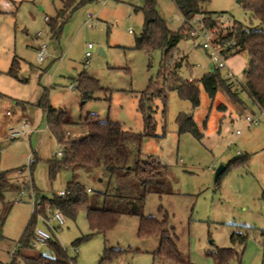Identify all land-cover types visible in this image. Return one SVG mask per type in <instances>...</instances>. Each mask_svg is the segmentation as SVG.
Listing matches in <instances>:
<instances>
[{"label": "rangeland", "instance_id": "1", "mask_svg": "<svg viewBox=\"0 0 264 264\" xmlns=\"http://www.w3.org/2000/svg\"><path fill=\"white\" fill-rule=\"evenodd\" d=\"M67 1L0 0V178L4 175L0 182V264H9L13 253L21 250L20 239L33 217L35 200L65 191L75 178L67 169L51 176L50 161L61 159L57 153L62 146L51 134L48 115L40 106L45 95L54 108L67 111L75 124L98 115L102 122L145 135L142 158L153 156L167 166L169 174L166 193L149 195L141 215L122 216L108 233L92 232L84 208L75 220L65 217L61 227L52 223L53 238L76 258V264H172L156 263L161 247L158 238L139 237L143 216L167 221L184 258L193 264H216L213 252L233 247L240 256L229 264H264V112L242 86L249 55L228 58L234 75L228 68L220 69L223 77L233 76L238 102L221 90L212 99L199 84L200 105L194 107L166 86L163 96L145 102L148 113L154 111L156 126L149 134L141 98L158 82L163 53L137 47L145 28L146 0H73L60 36L53 37L46 17L55 20ZM155 3L168 27L179 31L184 16L174 0ZM201 10L221 16L215 31L226 32L235 22L259 25L238 0H210ZM39 32L42 37H37ZM201 43L191 38L177 46L175 61L187 57L183 80L199 82L218 68ZM42 44H47L49 56L40 63ZM89 44L94 48L87 64ZM14 60L18 64L12 75ZM81 75L99 84L86 103L77 89ZM181 114L193 117L201 137L181 131ZM247 116L258 117V123H249ZM11 129L24 130L25 136L12 140L7 137ZM66 131L72 137L83 135L81 125ZM221 166L228 170L217 185L215 174ZM76 180L95 192L104 191L107 182L85 171H79ZM54 213L48 208L46 216ZM46 216H38L37 228L49 230L43 220ZM235 232L248 233L246 246H234ZM28 254L54 255L47 244Z\"/></svg>", "mask_w": 264, "mask_h": 264}, {"label": "trees", "instance_id": "2", "mask_svg": "<svg viewBox=\"0 0 264 264\" xmlns=\"http://www.w3.org/2000/svg\"><path fill=\"white\" fill-rule=\"evenodd\" d=\"M174 2L185 18H193L198 14L204 16L207 28L214 32L213 42L220 46L227 58L242 53L249 55L250 64L245 71L246 78L242 86L254 103L264 112V0H241V4L253 13L259 25L245 26L240 22H235L227 26L226 32H223L221 28L215 31L220 23V15L215 17V13L201 10V5L210 0H174ZM72 3L73 0L67 1L64 9L58 12V17L55 20L50 19L49 24L53 37L60 36ZM143 12L145 28L142 36L137 39V47L148 53L155 50H161L163 53L158 82L152 83L149 89L143 92L141 98V109L145 114L146 129L149 134L150 131L155 130L156 126L151 114L154 111H150L149 114L145 102L163 96L166 86L176 89L180 96L190 100L194 107L200 105L199 84L212 99L221 90L231 99L239 101L238 91L234 89L235 83L231 80L233 76L223 77L219 68L204 75L199 82L193 78L183 80L181 72L187 62V57L177 62L175 54L178 44L183 39L192 37L184 27L179 31L171 30L158 13L155 0H146ZM17 64V60H14L10 71L12 75H15L14 67ZM77 82L79 84L77 89H80L83 102L86 103L89 99H93L94 90L99 89L98 81L81 75ZM166 99L167 97L164 96L165 101ZM40 106L48 115V127L51 134L60 145L64 146L61 159L56 158L50 161L51 176L54 177L60 170L67 169L73 172L75 178L68 183L65 196L57 194L38 200L40 202L36 205L35 213L20 239L21 250L13 253L9 264H76V258H72L54 238L47 243L53 256L28 254V251L34 249L33 242L38 216H46V211L50 208L54 211L59 210L65 217L75 220L79 210L84 208L92 232L95 234L108 233L116 228L122 216L141 215L145 200L149 195L166 193L169 190L168 169L153 156L146 160L142 158L141 148L145 138L143 134L127 131L118 123L102 122L98 115H89L84 122L75 124L69 119L67 111L50 105L46 95ZM178 121L182 132H191L201 137L199 128L191 115L181 114ZM77 125L82 126L83 135L68 137L67 128ZM79 171L96 173L102 177L103 182L106 180L104 191L88 192V189L76 180ZM225 173L218 177L217 185L220 184ZM2 179L4 175L1 176L0 182ZM139 237H156L160 240L161 247L156 254V263L193 264L184 258L174 231L168 228L167 221H160L153 216H143ZM231 240L234 246L238 244L246 246L248 233L235 232ZM212 256L216 264H229L232 258L239 257L240 254L233 247L218 249L213 252Z\"/></svg>", "mask_w": 264, "mask_h": 264}, {"label": "built area", "instance_id": "3", "mask_svg": "<svg viewBox=\"0 0 264 264\" xmlns=\"http://www.w3.org/2000/svg\"><path fill=\"white\" fill-rule=\"evenodd\" d=\"M46 20L49 21L50 19L46 17ZM184 25L183 27L189 32L190 36L193 39H201L202 43L201 46L208 51L209 56L212 59V62L214 63L215 66H217L219 69L222 68H228L230 70V74L234 75L232 72V69L228 67L227 60L228 58L223 54L222 49L220 48L219 45L215 44L213 42V37L211 31L207 28L206 23L204 21V16L202 14H198L193 18H185L183 21ZM43 33L39 32L37 37H42ZM94 46L92 44H89L87 46V50L85 53V59L87 60V64L90 61V58L92 56V49ZM49 56L48 50H47V44H42L38 50V59L40 63H43L45 59ZM10 115V113H8ZM246 120L249 123L252 124H257L259 121L258 117H251L247 116ZM26 126V123L24 124ZM49 128V127H48ZM25 131L24 130H19V129H11L8 133V138L14 140L18 139L21 137L25 136ZM238 135L241 134V131L237 132ZM67 136H70V131H67ZM62 146V150H60L57 155L62 157L64 153V146ZM35 160H30L31 164H34ZM88 192H92L91 188H88ZM24 194V190L21 192ZM67 194L66 190L61 191L59 195L65 196ZM38 204V200H35L34 205ZM50 209V208H49ZM35 210H36V205H35ZM35 213V211H34ZM45 225L49 228L48 229H43V228H36L35 231V239L33 242V247L36 248L39 245H46L52 238L53 234L51 232V225L52 223H56L59 227L63 226L65 224V216L64 214L56 210L54 215L52 217H45L44 219ZM76 252H78V248L75 247Z\"/></svg>", "mask_w": 264, "mask_h": 264}, {"label": "water", "instance_id": "4", "mask_svg": "<svg viewBox=\"0 0 264 264\" xmlns=\"http://www.w3.org/2000/svg\"><path fill=\"white\" fill-rule=\"evenodd\" d=\"M239 3H241V0H238ZM102 51V50H101ZM226 171V167L224 166H221L220 168H218V170L216 171V174H215V179L217 181L218 177L223 174L224 172Z\"/></svg>", "mask_w": 264, "mask_h": 264}, {"label": "crops", "instance_id": "5", "mask_svg": "<svg viewBox=\"0 0 264 264\" xmlns=\"http://www.w3.org/2000/svg\"><path fill=\"white\" fill-rule=\"evenodd\" d=\"M90 17V16H89ZM81 97H82V94H81ZM8 137V136H7Z\"/></svg>", "mask_w": 264, "mask_h": 264}]
</instances>
